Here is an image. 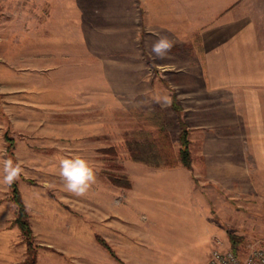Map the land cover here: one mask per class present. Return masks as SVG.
<instances>
[{"label": "rangeland", "instance_id": "rangeland-1", "mask_svg": "<svg viewBox=\"0 0 264 264\" xmlns=\"http://www.w3.org/2000/svg\"><path fill=\"white\" fill-rule=\"evenodd\" d=\"M16 6L11 0L0 3V166L7 158L23 168L15 183L33 232L35 264H127L124 232L132 224L108 217L110 190L115 188V204L121 206L134 182L166 177L170 183L181 176H156V166L131 158L126 141L134 131H154L151 116L160 113L178 151L181 127L172 95L187 122L192 80L163 72L145 48L131 44L130 32L86 31L80 45L74 30H52L44 41L43 16ZM33 20L39 22L35 30ZM178 51L186 55L192 48ZM192 149L200 166L199 143ZM75 155L87 159L96 173V183L83 197L68 193L58 175L57 158ZM124 176L130 187L117 184ZM248 177L244 183L258 184L264 206V175ZM12 184H0V264H24L28 256ZM241 224L230 230L236 243L230 240V247L240 254L264 248V218Z\"/></svg>", "mask_w": 264, "mask_h": 264}, {"label": "crops", "instance_id": "crops-1", "mask_svg": "<svg viewBox=\"0 0 264 264\" xmlns=\"http://www.w3.org/2000/svg\"><path fill=\"white\" fill-rule=\"evenodd\" d=\"M26 1L11 4L43 16L44 41L52 30H74L80 45L86 31L120 30L154 56L151 45L164 36L174 46L154 62L192 80L186 124L201 165L192 157V168L156 167V176L181 178L134 182L121 206L115 188L108 194V217L132 224L124 232L127 264H210L214 247H230V230L264 218L258 184L244 183L264 175V0ZM184 47L192 51L180 54Z\"/></svg>", "mask_w": 264, "mask_h": 264}, {"label": "trees", "instance_id": "trees-1", "mask_svg": "<svg viewBox=\"0 0 264 264\" xmlns=\"http://www.w3.org/2000/svg\"><path fill=\"white\" fill-rule=\"evenodd\" d=\"M172 107L179 113V124L181 131L179 134L180 147L175 151L170 139L168 131V122L163 114L152 113L153 122L155 126L154 131L137 130L132 132L133 137L127 139V147L131 154V158L136 161H141L156 167H176L179 165L192 168V155L190 150L189 128L181 114L183 107L180 104L177 95L173 92ZM124 181L116 182L123 187H130V180L124 176ZM121 179V177H120ZM14 202L17 206L16 222L23 230L28 244V256L24 264H35L36 249L34 248L33 232L28 220L25 204L23 203L17 184L14 182ZM230 240L232 246H236L234 235L230 233ZM236 251L234 248H232ZM237 252V251H236Z\"/></svg>", "mask_w": 264, "mask_h": 264}, {"label": "clouds", "instance_id": "clouds-1", "mask_svg": "<svg viewBox=\"0 0 264 264\" xmlns=\"http://www.w3.org/2000/svg\"><path fill=\"white\" fill-rule=\"evenodd\" d=\"M173 43L167 37H159L151 45V53L158 59H164L173 48ZM165 100L170 103L169 98ZM6 151V150H5ZM58 175L63 182L64 189L75 197H83L96 183V173L90 162L79 155L59 156ZM23 172L19 162L4 158L0 166V184L10 186L19 179Z\"/></svg>", "mask_w": 264, "mask_h": 264}, {"label": "built area", "instance_id": "built-area-1", "mask_svg": "<svg viewBox=\"0 0 264 264\" xmlns=\"http://www.w3.org/2000/svg\"><path fill=\"white\" fill-rule=\"evenodd\" d=\"M210 264H264V248L253 246L245 254L234 251L231 247H214L209 257Z\"/></svg>", "mask_w": 264, "mask_h": 264}]
</instances>
